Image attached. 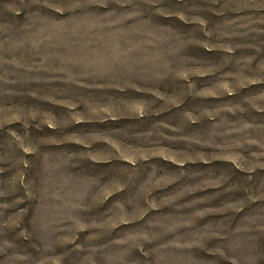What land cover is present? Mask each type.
Masks as SVG:
<instances>
[{
  "label": "rangeland",
  "instance_id": "374dc122",
  "mask_svg": "<svg viewBox=\"0 0 264 264\" xmlns=\"http://www.w3.org/2000/svg\"><path fill=\"white\" fill-rule=\"evenodd\" d=\"M0 264H264V0H0Z\"/></svg>",
  "mask_w": 264,
  "mask_h": 264
}]
</instances>
